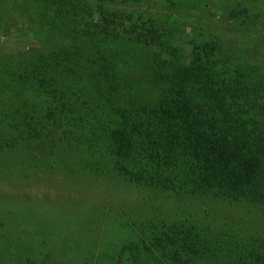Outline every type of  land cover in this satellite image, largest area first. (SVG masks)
Segmentation results:
<instances>
[{
  "label": "trees",
  "instance_id": "16d2710c",
  "mask_svg": "<svg viewBox=\"0 0 264 264\" xmlns=\"http://www.w3.org/2000/svg\"><path fill=\"white\" fill-rule=\"evenodd\" d=\"M41 1L75 40L0 74V153L62 155L70 170L202 209L247 207L220 224L195 212L147 226L149 253L167 264H264V61L203 41L187 63L167 20L136 8L145 0Z\"/></svg>",
  "mask_w": 264,
  "mask_h": 264
},
{
  "label": "rangeland",
  "instance_id": "374dc122",
  "mask_svg": "<svg viewBox=\"0 0 264 264\" xmlns=\"http://www.w3.org/2000/svg\"><path fill=\"white\" fill-rule=\"evenodd\" d=\"M108 2L116 7V1ZM144 2L136 8H150L149 13L167 20L187 63L194 45L203 41L222 42L233 59L264 61V0ZM0 30V74L14 73L75 40L41 0H0ZM35 155L26 149L0 153V264H132L133 259L167 264L149 253L156 254L149 230L144 232L147 226L195 212L217 224L248 210L216 201L202 209L191 197L181 202L111 174L83 170L76 166L84 161L77 156L70 158L76 166L70 170L62 165V155L46 160ZM211 208L217 220L208 214Z\"/></svg>",
  "mask_w": 264,
  "mask_h": 264
}]
</instances>
